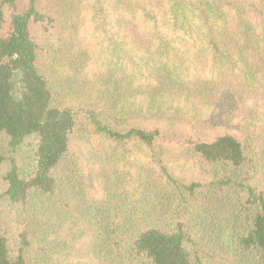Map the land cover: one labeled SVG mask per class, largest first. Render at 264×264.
<instances>
[{
	"label": "trees",
	"instance_id": "16d2710c",
	"mask_svg": "<svg viewBox=\"0 0 264 264\" xmlns=\"http://www.w3.org/2000/svg\"><path fill=\"white\" fill-rule=\"evenodd\" d=\"M84 2L0 0V264H264V0Z\"/></svg>",
	"mask_w": 264,
	"mask_h": 264
},
{
	"label": "rangeland",
	"instance_id": "374dc122",
	"mask_svg": "<svg viewBox=\"0 0 264 264\" xmlns=\"http://www.w3.org/2000/svg\"><path fill=\"white\" fill-rule=\"evenodd\" d=\"M85 11L88 13V28L91 32L95 44V56L94 61L97 63V67L105 65V62L112 56L115 62L119 60L127 63L128 66L138 69H143L144 53L143 51L135 53L131 50L129 45V39L125 34V26L119 27L120 32L115 33L114 30L118 28V20L120 16L116 12L111 11V7L107 4H101L99 7L96 0H85ZM98 6V8H96ZM101 17L104 18V24ZM128 22V19L124 20ZM114 25V27H113ZM98 28V30H97ZM143 52V53H142ZM147 53V52H146ZM117 54H120L119 60H116ZM146 56V55H145ZM118 59V58H117ZM139 81L143 80V77H138Z\"/></svg>",
	"mask_w": 264,
	"mask_h": 264
}]
</instances>
